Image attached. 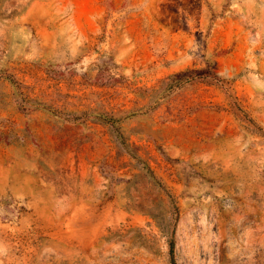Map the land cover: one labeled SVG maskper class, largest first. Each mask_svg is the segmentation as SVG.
<instances>
[{"label":"rangeland","instance_id":"1","mask_svg":"<svg viewBox=\"0 0 264 264\" xmlns=\"http://www.w3.org/2000/svg\"><path fill=\"white\" fill-rule=\"evenodd\" d=\"M264 264V0H0V264Z\"/></svg>","mask_w":264,"mask_h":264},{"label":"trees","instance_id":"2","mask_svg":"<svg viewBox=\"0 0 264 264\" xmlns=\"http://www.w3.org/2000/svg\"><path fill=\"white\" fill-rule=\"evenodd\" d=\"M170 248H171V256H172V264H176L175 257H174V242L173 241H171L170 243Z\"/></svg>","mask_w":264,"mask_h":264}]
</instances>
